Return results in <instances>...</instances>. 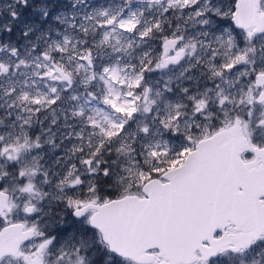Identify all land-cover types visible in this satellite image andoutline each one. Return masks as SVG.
<instances>
[{
    "label": "snow or ice",
    "instance_id": "snow-or-ice-1",
    "mask_svg": "<svg viewBox=\"0 0 264 264\" xmlns=\"http://www.w3.org/2000/svg\"><path fill=\"white\" fill-rule=\"evenodd\" d=\"M0 264H264V0H0Z\"/></svg>",
    "mask_w": 264,
    "mask_h": 264
}]
</instances>
